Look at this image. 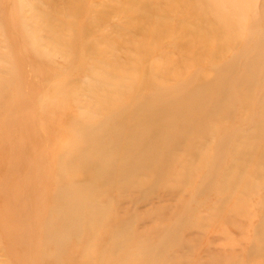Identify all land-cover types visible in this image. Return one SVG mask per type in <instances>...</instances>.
I'll list each match as a JSON object with an SVG mask.
<instances>
[{
  "label": "rangeland",
  "instance_id": "obj_1",
  "mask_svg": "<svg viewBox=\"0 0 264 264\" xmlns=\"http://www.w3.org/2000/svg\"><path fill=\"white\" fill-rule=\"evenodd\" d=\"M0 264H264V0H0Z\"/></svg>",
  "mask_w": 264,
  "mask_h": 264
},
{
  "label": "bare ground",
  "instance_id": "obj_2",
  "mask_svg": "<svg viewBox=\"0 0 264 264\" xmlns=\"http://www.w3.org/2000/svg\"><path fill=\"white\" fill-rule=\"evenodd\" d=\"M216 104V103H215ZM217 105V104H216Z\"/></svg>",
  "mask_w": 264,
  "mask_h": 264
}]
</instances>
